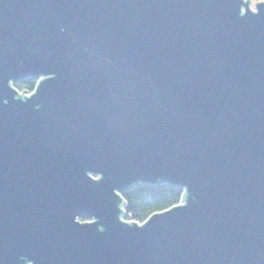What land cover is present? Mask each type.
<instances>
[{"label": "water", "instance_id": "water-1", "mask_svg": "<svg viewBox=\"0 0 264 264\" xmlns=\"http://www.w3.org/2000/svg\"><path fill=\"white\" fill-rule=\"evenodd\" d=\"M0 264H264V1L0 0Z\"/></svg>", "mask_w": 264, "mask_h": 264}, {"label": "trees", "instance_id": "trees-1", "mask_svg": "<svg viewBox=\"0 0 264 264\" xmlns=\"http://www.w3.org/2000/svg\"><path fill=\"white\" fill-rule=\"evenodd\" d=\"M253 1L263 2L264 0ZM37 84L38 79L29 78L15 82L13 85L23 95L34 92ZM183 197V189L168 184L158 186L136 185L122 194L124 205L123 219L126 222L143 224L152 215L180 205Z\"/></svg>", "mask_w": 264, "mask_h": 264}, {"label": "flooded vegetation", "instance_id": "flooded-vegetation-1", "mask_svg": "<svg viewBox=\"0 0 264 264\" xmlns=\"http://www.w3.org/2000/svg\"><path fill=\"white\" fill-rule=\"evenodd\" d=\"M88 221H91L89 219H83L82 222H88Z\"/></svg>", "mask_w": 264, "mask_h": 264}, {"label": "rangeland", "instance_id": "rangeland-1", "mask_svg": "<svg viewBox=\"0 0 264 264\" xmlns=\"http://www.w3.org/2000/svg\"><path fill=\"white\" fill-rule=\"evenodd\" d=\"M252 8H253V9H255V7H254V6H253ZM32 93H33V92H32Z\"/></svg>", "mask_w": 264, "mask_h": 264}]
</instances>
